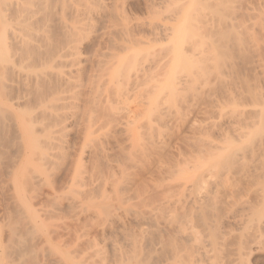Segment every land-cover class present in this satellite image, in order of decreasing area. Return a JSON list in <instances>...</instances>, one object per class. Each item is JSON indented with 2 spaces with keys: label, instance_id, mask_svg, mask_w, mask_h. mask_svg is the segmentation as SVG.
Instances as JSON below:
<instances>
[{
  "label": "rangeland",
  "instance_id": "1",
  "mask_svg": "<svg viewBox=\"0 0 264 264\" xmlns=\"http://www.w3.org/2000/svg\"><path fill=\"white\" fill-rule=\"evenodd\" d=\"M38 1L37 10L40 15H38L39 19L35 24V29H39L41 34L36 38V43L39 47L36 49L27 47L23 50L18 46H16L18 48L14 46L11 51V53L17 52L18 54L20 53L19 55L24 54L26 58H30V60L27 59V62H21V65L27 74L35 72V75L32 73V77L30 75V79L33 78V81L29 79L31 82L29 81L28 86L26 85L25 87L23 84L24 88L23 86L21 88L22 83L20 85L16 81L17 79L12 78L16 81L14 83L17 84L15 86L17 89L14 87L16 92L19 86L23 90H19L16 93L13 92L14 89H8V92L4 91L3 93L6 94V98L11 99L15 95H17L16 98H19L22 93L21 97L23 99L20 98L23 101L20 99L19 102L21 103L18 104L22 106H17L20 108V116L15 115V112L4 109L0 105V243L2 241L0 252L1 254L6 252L7 243L10 245L13 239V236L11 238L10 235L17 233V235L20 234V237L22 236L20 239L22 242L20 241L19 244L21 252L13 261L11 260V262L6 264H68L66 261L69 256L75 259L78 257L79 259V257L84 256L83 252L86 254L89 251L91 243L94 242H98L104 248V251H107L104 255L105 257L109 255L110 260L106 257L105 262L118 264L119 262L115 260L113 247L104 246L106 239L114 240L117 237L110 236V233H102L103 231L99 228L101 224H98L100 222L92 213V210L97 205H95V202H89L90 199L106 195L108 198L107 202L113 205L129 199H132L131 204L137 206L142 203L149 207L158 205L165 197L167 191H175L178 185L182 184V178H189L197 174L192 171L194 166L205 162H216L218 159L221 161V157L218 158L216 156L224 155L225 152L223 151H226V148H230V146L226 145L227 139L232 140V143L238 144L240 139H235L239 132H233L234 128L228 124V116H230L231 121L237 117L233 113L231 115V110L234 106L232 108L230 105H234V103L236 105L237 103L238 107H241L239 111H242V107H245L246 109L244 108L243 110L249 113L253 110V106L257 101L258 103L262 101L259 95L264 92L263 85H260L262 74L254 68L257 61H264V37L257 28V26L259 27V19L263 14L264 0H172L169 7L159 14L152 11L151 0H106L108 6L104 10V16L101 14V18H95L93 23L95 25H93L91 30L87 29L84 32L85 34H82L80 49L82 58L76 73L79 75H77V79H81L80 83L84 87L82 86V90L80 89V92L76 94L77 96L80 94V96H75L74 101H76L73 105L75 108L72 105L66 107L69 111L71 106L70 112H75L68 124L70 126H68L69 134L66 132V139L68 138L66 150L57 152V157H55L57 162L55 161L53 165L51 164V168L47 166L48 170L44 173L45 175L41 174L40 176L31 164L22 167L21 171L24 172L21 179L22 193L17 194L11 188L13 182L11 171L23 157V147L21 148L22 141L17 132L15 120L18 117L21 118V115L24 114V109H26L24 117L25 115L28 117L30 115L29 112H31L32 117L37 118L34 119V121H37V126L35 127L41 135L43 130L46 129L44 124L48 123L49 125L53 121L51 104L54 98L52 99L51 97L56 94L60 87L55 74L60 71L59 69L62 70V67L59 64H54L53 61L56 52H58L57 48L65 41L64 36L68 34L67 40L69 39V33H67L69 30L67 31V28L73 26V24H78L80 22L78 20L83 19L82 17L79 19L74 9L79 2L82 4L79 0ZM62 4L63 6L61 7ZM260 5L263 6L261 7ZM249 7L255 8H251L247 12ZM245 9L246 11L244 12ZM254 10L257 12H254ZM178 12L182 15V34L176 41L167 43L169 41L160 40V42L152 39L151 42L145 39L151 37L148 27L158 21V16L159 19L163 18V23L166 27L171 28L175 23L173 16ZM255 16L257 17L254 18ZM62 17H67L69 21L66 18L62 21ZM257 21L258 24L255 23ZM253 22L256 24L255 26L252 25ZM66 23H68L67 26ZM238 25L241 26L239 27ZM63 31L66 35H63L64 33L61 34ZM5 34L4 28L0 27V39ZM146 41H150L151 45L149 43L147 45ZM22 50L23 53H21ZM257 53L258 56H255ZM2 55L3 53L0 58ZM254 57H258L256 62ZM113 76L116 82L113 79L111 80ZM11 77L13 76H10V79ZM228 79L229 81H227ZM224 80L227 82H224ZM227 89H229L232 96ZM259 89H263V91ZM117 91L123 94L122 99L126 97V103L122 102L125 101L124 99L121 100L120 96H117L120 95L116 94ZM243 92L244 95L242 94ZM254 93H257V95ZM255 100L257 101L255 102ZM123 103L128 104L129 111H125L126 113L122 111V108H127ZM120 111L123 113L121 116ZM33 112H36V115ZM238 114L239 112H237ZM93 119L94 121H92ZM39 121L40 124H38ZM238 122L236 120L233 126H240L241 124ZM89 124L91 126L93 124L92 130L94 132L88 142L87 130ZM118 124L121 127H115ZM249 126L247 129H249ZM256 127L258 125L250 133L245 129L247 134L252 137V141L249 140V136V141H247L246 135L243 136L247 142H252L253 146L255 139L261 140L264 136V131L259 127V129H256ZM134 128H137V132L139 131L137 138L130 135L129 130ZM245 133H240L241 135L239 136L242 137V134ZM96 138L97 140H94ZM258 140H256V143ZM93 144H96L98 148L99 144L102 148H105L108 157L106 154H104L106 156L100 155L96 145L93 146ZM223 144L226 145L225 149L220 146ZM213 145L217 146L214 147ZM36 146L34 160L36 159L38 165H43L38 161L40 148H43V143L38 141ZM92 146L93 148L95 147V151H93ZM257 146L255 148H258ZM82 148L85 149L82 150ZM218 149L219 151L221 150L220 154ZM237 153L238 155L235 156H240L239 153L241 151H237ZM78 158H81L83 164L78 171L79 174H74ZM240 158L243 157L240 156ZM234 160V166L233 163V167L231 166L233 168H231L232 174H234L230 176V182L228 180L227 182L225 181L227 183L225 187L227 186L229 189L223 186L222 191L219 188V192L222 193H219L218 190L216 191L215 188H212V190H215L213 195L216 196V192L218 194V199L214 198L210 202L211 205L208 204L212 207L209 208L208 205L205 209L202 207L204 211L202 208L193 212L186 210L187 215L190 214L189 217L193 219V225L197 226L196 231L201 235L199 236L198 234V236L205 241L207 249L211 250L210 259L205 260L202 264H234L235 262L237 264H264V207L262 199L259 198V194L261 195L262 189H264V182L262 181L264 177L241 178L244 173L243 170L250 168L253 164L261 165L263 160H259L260 162L258 161V163L248 158H244L243 161L237 158V162L235 160L236 163ZM244 161L247 162L246 165L243 163ZM249 163H251V166ZM260 165L259 167L262 166ZM43 166L45 167L46 165ZM225 171L226 169L223 172ZM83 172L85 173L82 174ZM225 174L227 173L225 172ZM79 175L84 178L85 187L81 184L79 185L84 190L82 191L80 188L77 190V186H74L75 190L82 192L79 194L76 192L72 193L74 188H70L72 190L68 189L73 180L71 176L78 180ZM104 175L105 177H103ZM209 176L211 177L212 175L210 174ZM256 177L259 179H255ZM96 178H103L104 180L102 179L101 181H105V184L100 182L102 186L100 185L101 190L99 193L91 191L92 182H95ZM236 184L237 186H235ZM198 187L196 184L195 191ZM118 188L119 190L117 191ZM259 190L261 193L258 192ZM103 191L106 193L102 194ZM74 194L88 201V203H86L87 201L85 202L82 210L80 208L70 209L63 204H66L67 198L77 196ZM219 195H222L221 198ZM244 200L247 201L248 207L247 205L244 207ZM25 202L30 203L35 213L37 212V216H34L35 220H37L35 225H32L31 219L26 215L27 213L23 208ZM214 205L217 206L215 207ZM239 205L244 207V210L242 209V212H238L239 214L237 215L242 220L239 226L236 227L229 224L218 226V224H215L219 221V218L221 220L227 214H230L231 211L234 212V207L237 208L236 206ZM53 209L55 212L48 213V211ZM246 210L249 211L247 212ZM205 215L208 217L209 223L212 221L216 222H212L211 226L209 224L206 226ZM125 218L127 217L125 216ZM130 221L127 218V227L135 229L134 231L137 233L139 228H136V223ZM8 227L13 230H9ZM10 231L16 232L10 234ZM160 233V239L165 246L160 251V257L158 255V258L156 257L149 245H145L143 249L142 246L139 248L140 245L137 242L136 246H138V249L136 246L133 249V252L135 251L137 255V262L139 261L142 264H162V261L172 256L171 249L174 248L179 250L183 264L193 263L195 250L191 245H186L180 241L172 242L171 240L172 248L169 245L168 232L161 231ZM259 236L262 237L259 238ZM254 237L261 239L260 241L258 239L259 242L257 241L258 246H255V244L253 246L254 241H256ZM238 238L240 241H238ZM137 239L140 241L139 237ZM155 240L156 238L153 239V242ZM140 244L143 245L142 243ZM240 245L243 247L241 248ZM245 247L248 249L245 250ZM141 248L143 251L139 250ZM112 250L114 253H112ZM72 251L75 253L72 254ZM245 257L246 259H244ZM132 259L125 261L127 264L134 261L133 263L135 264L136 260ZM232 259L234 263L231 261Z\"/></svg>",
  "mask_w": 264,
  "mask_h": 264
},
{
  "label": "bare ground",
  "instance_id": "2",
  "mask_svg": "<svg viewBox=\"0 0 264 264\" xmlns=\"http://www.w3.org/2000/svg\"><path fill=\"white\" fill-rule=\"evenodd\" d=\"M38 0H0V27L4 28V31H5V35L0 39V55L3 53V55L1 56L0 58V105L2 107H4V109L10 111V112H15V115H19V109L18 108L20 105L21 102L20 99L22 98V93L20 95L19 98H16L17 95H15V100L14 98H6V94H3L4 91H7L8 89H14L13 92H16L15 90V86L17 84L16 81H18V84L22 83L21 85V88L23 86V84L28 86V83H30L32 79H30V75L32 77V73L30 72V74H27L22 65H21V62H24L26 61L27 62V59L26 56H24V54L22 55H19L17 52L16 53H11L12 51V47H16L18 46L20 49H23L24 48H27V47H30L32 49H36L38 46V44L36 43L37 41V37L39 36V29L36 30L35 29V24L37 23L38 19H39V16L40 15L38 13V10H37V6H39L38 4L39 3L37 2ZM55 1V0H54ZM53 1V2H54ZM82 2V4L79 2V4H77L78 6H76L74 9L76 10L77 12V15L79 16V19H81L80 17H82L83 19L82 20H78L80 21L78 24H73V26L67 28V33H69V39L67 40V36H64L65 38V41H63L64 43H60V47L57 48L58 49V52H56V56L54 58V64L56 63L57 65L59 64V66L62 67V70L59 69L60 71H57V73L55 74V76H57V80L58 82L60 83V87L58 89V91L56 92L55 95H53L51 98L53 100L52 102V106H51V112H52V122L48 125L47 124H44L45 125V130H43V134L41 135L40 132H38L36 130V127L37 126V121H34V119H37L36 117L33 118L32 117V113H30V115L28 117H24V114H25V110L24 109V114L23 117L21 115V118L18 117L16 118L15 120V126L17 128V132L20 136V140L22 141V144H21V148L23 149V157L21 158L20 162L18 163V165L12 169V176H13V182L11 184V188L13 189V191H15L17 194H21L22 193V185H21V179L23 178L22 175L24 172L21 171L22 167H24L25 165L27 164H31V166H33L37 173L41 174L42 175H45L44 173L46 172L47 169V166L50 167L51 164L53 165V163L56 161L55 157H57L56 154L59 153V151H62V150H66L65 147H67L66 145L68 144L67 143V140L68 138L66 139V132H68V124L69 122L72 120L73 116L75 115L74 113L75 112H70V108L71 106L69 107V111L66 109L67 106L69 105H74V99L76 98L75 96H77L76 94H78L80 92V89L81 87L84 85H82L80 82V80H78L77 78V75L78 73H76V71H78V67H79V64L81 62V58H82V52L80 51L81 49V41H82V34L84 35L85 31L87 29H90L93 27V24L94 23V20L95 18H98L101 16V14L104 13V10L107 8V3H106V0H79ZM60 2V0H59ZM77 2V1H76ZM75 2V3H76ZM84 2V3H83ZM172 0H151V4L153 6L152 8V11L153 12H156L157 14H159L160 12L162 11H165L169 5L171 4ZM260 2V1H259ZM263 2V1H262ZM73 3V1H72ZM71 3V4H72ZM49 4V3H48ZM51 4H52V1H51ZM70 4V6H71ZM262 4V3H260ZM54 5V4H53ZM65 5V4H64ZM150 5V4H149ZM248 5V4H246ZM58 6V5H57ZM63 6V4L61 5V7ZM67 6H69L67 4ZM261 7L263 5H260ZM259 6V7H260ZM59 7V6H58ZM73 7V6H72ZM151 7V6H150ZM149 7V8H150ZM248 7V6H247ZM258 7V8H259ZM51 8V7H50ZM253 8V7H251ZM251 8L249 7V9L247 10L250 11ZM255 8V7H254ZM253 8V9H254ZM257 8V7H256ZM49 9V7H48ZM263 9V8H262ZM71 11V9H69ZM258 10V9H257ZM63 11V10H61ZM60 11V12H61ZM69 11V12H70ZM246 11V9L244 10V12ZM256 10H254L255 12ZM56 12H58L56 10ZM246 12V14H247ZM257 12V11H256ZM261 12V11H260ZM67 13V12H65ZM53 14V13H52ZM55 14V13H54ZM105 14V13H104ZM103 14V16H104ZM254 14V13H253ZM258 14V13H257ZM57 15V14H56ZM249 15V14H248ZM251 15V14H250ZM260 15V14H259ZM62 16H63V13H62ZM66 16V15H65ZM253 16V15H252ZM157 17V15H156ZM248 17V16H247ZM257 16H255L254 18H256ZM67 19V21H69V19L67 17H64ZM62 17V21L64 19ZM101 18V17H100ZM253 19V17H251ZM65 19V21H66ZM99 19V18H98ZM153 19H156V18H153ZM162 19V20H161ZM161 19H159V16H158V21H155L154 24L150 25V27H148L150 29V33H151V37L149 38H145V39H148V40H152V39H155V40H165V41H169L167 43H172L174 41H176V39L180 36V34H182V27H181V23H182V15L181 13H176V15L173 16V19H174V24L171 26V28H168L164 25L163 23V18L161 17ZM59 20V19H58ZM251 20V19H250ZM258 20V19H257ZM61 21V20H60ZM256 21V20H254ZM246 22V21H245ZM64 23V22H63ZM251 23V22H250ZM256 24H258V21L255 22ZM254 22L252 23L253 26H255ZM68 23H66V26H67ZM239 24V23H237ZM244 24V23H243ZM249 24V23H248ZM242 25V24H241ZM240 25V26H241ZM239 26V25H238ZM239 26V27H240ZM246 27V26H245ZM64 28V27H63ZM249 28V27H248ZM247 28V29H248ZM256 28V27H255ZM257 28L260 30V33L263 34V37H264V10H263V14L261 16V18L259 19V27L257 26ZM256 28V29H257ZM94 29V28H93ZM253 29V28H252ZM89 30V31H90ZM257 30V31H259ZM248 31V30H247ZM45 32V30H44ZM64 33V34H63ZM46 34V33H45ZM61 34L63 35H66L65 32H61ZM261 34V35H262ZM41 35V34H40ZM247 35V34H246ZM251 35V34H250ZM45 37V36H44ZM63 37V36H62ZM47 38V36H46ZM84 38V37H83ZM39 39V38H38ZM63 39V38H62ZM253 39V38H252ZM257 39V38H256ZM255 39V40H256ZM144 41V40H143ZM149 41V42H150ZM159 41H156V42H159ZM162 41V42H163ZM264 41V40H263ZM39 42V41H38ZM60 42H61V38H60ZM84 42V41H83ZM148 41H146V44L149 43ZM152 42V41H151ZM161 42V41H160ZM264 43V42H263ZM151 45V43H149ZM260 44V43H259ZM58 45H59V42H58ZM148 45V44H147ZM254 45V44H253ZM125 46V45H124ZM132 46V45H131ZM16 47V48H18ZM257 47V46H256ZM255 47V48H256ZM260 47V46H259ZM254 48V47H253ZM131 49V48H130ZM23 50L21 53H23ZM257 50V49H255ZM136 52V51H135ZM253 52V51H252ZM261 53V52H260ZM256 54V53H255ZM255 56H258V53L257 55ZM262 57V56H261ZM255 62L257 61L258 57L255 58L254 57ZM30 60V58L28 59ZM254 62V63H255ZM251 64V63H250ZM253 64V63H252ZM56 65V66H57ZM147 65V64H146ZM252 66V65H251ZM254 66V64H253ZM65 68V69H64ZM253 68V67H252ZM254 68L257 69V72H260L262 74V82L260 85H263L264 87V61H257L256 62V65L254 66ZM253 68V69H254ZM142 69V68H141ZM254 71V70H253ZM26 73V74H25ZM35 73V72H34ZM33 73V74H34ZM76 73V74H75ZM259 74V73H258ZM257 74V75H258ZM35 75V74H34ZM33 75V76H34ZM75 75V76H74ZM144 75V74H143ZM10 76H13L11 77L10 79ZM79 76V75H78ZM115 76V75H114ZM114 76L111 78V80L114 79ZM145 76V75H144ZM259 76V75H258ZM148 77V76H147ZM12 78H15L17 79L16 81ZM80 78V77H79ZM228 78V77H227ZM233 78V77H232ZM237 78V77H236ZM30 79V80H29ZM118 79V78H117ZM116 79V80H117ZM145 79V78H144ZM226 79V78H225ZM231 80V78H230ZM233 80V79H232ZM30 81V82H29ZM33 81V80H32ZM229 81V79L227 80ZM226 80H224V82H227ZM234 81V80H233ZM15 82V83H14ZM113 82V81H112ZM116 82V81H115ZM129 83V82H128ZM127 83V84H128ZM143 83H146V82H143ZM230 83V82H228ZM227 83V84H228ZM131 84V83H129ZM128 84V85H129ZM133 84V83H132ZM231 84V83H230ZM233 84V83H232ZM30 85V84H29ZM122 85V84H121ZM120 85V86H121ZM224 85V84H223ZM222 85V86H223ZM19 86V85H18ZM134 86V85H133ZM230 86V85H229ZM11 87V88H10ZM15 87V88H14ZM57 87V88H58ZM70 87V88H69ZM82 87V88H83ZM119 87V85H118ZM129 87V86H128ZM127 87V88H128ZM131 87V86H130ZM139 87V86H138ZM225 87V86H224ZM223 87V88H224ZM228 87V86H226ZM18 91L20 90H23V89H20V86L18 87ZM24 88V86H23ZM222 88V87H221ZM229 88V87H228ZM259 88V87H258ZM262 88V87H260ZM17 89V88H16ZM122 89V88H121ZM124 89V88H123ZM225 89V88H224ZM224 89H222L224 91ZM233 89V88H232ZM82 90V89H81ZM97 90V88H96ZM100 90V89H99ZM229 91V89H227ZM258 90V89H257ZM260 91L263 89H259ZM17 91V92H18ZM115 91V90H114ZM226 91V89H225ZM8 92V91H7ZM16 92V93H17ZM107 92V91H106ZM119 92L121 93V91L119 90ZM118 91L116 92V94H120ZM132 92V91H131ZM233 92V90H232ZM239 92V91H238ZM241 92V91H240ZM259 92V91H258ZM135 93V92H134ZM133 93V94H134ZM235 93V92H234ZM237 93V92H236ZM106 94V93H105ZM228 94V93H227ZM229 94L231 95V92L229 91ZM240 95V93H238ZM244 95V92L242 93ZM257 95V93H254ZM262 94V92H261ZM259 95L261 96V100L259 103L257 100H255V102L257 101V103L253 106V110L251 112H246L244 111L243 109L245 107H242V111L239 109L238 107V104L234 103V105H230L232 108L234 106V108L231 110V111H227V112H231V115L232 113L234 115H236L238 117H236V119H232V121L230 120V116H228V124L230 126H232L234 128L233 132H236L238 133L237 135V138L235 140H238V138L240 140H238V144L237 143H232V140H228L227 139V142L225 140V142L227 143L226 145L230 146V148H226V145H220L222 147H224V149L226 151H223V148H222V151L225 152L224 155L222 154L221 155H217L216 157L220 158L221 157V161H216V162H212V163H204V164H201V165H198V166H194L192 171H194V173H197L195 175H193L192 177H185V178H182L183 182L182 184H179L178 185V188L173 191V190H169L167 191L165 197L163 198V200L160 202V204L158 205H155V206H152V207H149V206H146L144 205V203H142L140 206H137V205H133L131 204V200L132 199H129L128 201H121V202H118L116 205H113L112 203H108V198L106 197V195H101L100 197H95L94 199H90L89 202H95L94 204L97 205V207H95L93 210H92V213H93V216L95 218L98 219V221L100 223H98L100 226L99 228L103 231L102 233H110L109 235L110 236H116L117 239L121 238V242L120 240L118 239H106L105 240V244L104 246L110 248L113 247V250H112V253H114V256H115V260L116 262H119L121 264H123V262L126 260V261H130L131 258H133L132 260H136V253L135 251L133 252V249L134 247L136 246V244H138L137 242H139V248L142 246V248L144 249L145 248V245H149V247L152 248V250L154 251L156 257L157 255L160 257V251L161 249L163 248L164 246V243L163 241L160 239V236H161V231L163 232H168V239L169 240V245L173 248V244L171 243V240L172 242H175V241H180L186 245H191L194 250H195V255H194V259H193V263L192 264H202L203 262H205V260L207 259H210V252L211 250L209 251L205 245V241H203V239L199 236H201L197 231H196V228L197 226L195 227V224L193 225V219L191 217H189V215H187V212L186 210H191L192 212L193 211H197V209H201L202 207H205L210 204L211 205V201L214 200V198H217L218 199V194L216 192V196L213 195V193L215 194V190L212 188H215L216 191L218 190L219 192V188L221 189V191L223 190L222 187L224 186L225 187V184L227 185V180L230 182V176L233 175L232 174V167L234 166V163H233V160L234 158H236V162H237V158H239L241 161L244 160V158H248V159H251V160H254L258 163V161L260 160H263L264 162V136H263V139L261 140H258V139H255V144L253 146V143L252 142H247V141H252V137L250 136V134L248 135L246 131H248L249 133L253 130V128L255 129V126L258 125L259 128H261L262 131H264V92H263V97L262 95ZM19 95V94H18ZM96 95V94H95ZM98 95V94H97ZM234 95V94H233ZM242 95V96H243ZM246 95V94H245ZM25 96V95H24ZM80 96V94L78 95ZM77 96V97H78ZM101 96V94H100ZM117 96H120L123 97V94H120V95H117ZM139 96V95H138ZM232 96V95H231ZM237 96V95H236ZM241 96V97H242ZM251 96V94H250ZM253 96V94H252ZM97 97V96H96ZM131 97V96H130ZM235 97V95H234ZM238 97V96H237ZM254 97V96H253ZM258 97V96H257ZM119 98V97H118ZM117 98V100H118ZM145 98V97H144ZM244 98V97H243ZM23 99V98H22ZM21 99V100H22ZM51 99V100H52ZM124 99V98H123ZM121 98V100H123ZM126 99V97H125ZM124 99V100H125ZM226 99V97H225ZM230 99V98H229ZM255 99H257L255 97ZM260 99V97H259ZM50 100V101H51ZM237 100V98H236ZM23 101V100H22ZM120 101V99H119ZM118 101V102H119ZM138 101V100H137ZM253 101V100H251ZM80 102V101H79ZM100 102V101H99ZM122 102H125L126 103V100L125 101H122ZM242 102V100H241ZM254 102V101H253ZM101 103V102H100ZM239 103V101H238ZM252 103V102H251ZM124 104V103H123ZM227 104V103H226ZM233 104V103H232ZM240 104V103H239ZM253 104V103H252ZM121 105V104H120ZM126 105V104H124ZM245 105V104H244ZM18 106V107H17ZM22 106V105H21ZM20 106V107H21ZM102 106V105H101ZM127 108H122V111L123 113H126L125 111H129V108H128V104L125 106ZM75 108V106L73 107ZM119 108V107H118ZM50 109V108H48ZM145 109V108H144ZM147 109V108H146ZM246 109V108H245ZM23 110V109H21ZM20 110V111H21ZM33 110V109H31ZM55 110H56V113H55ZM60 110V112H59ZM75 110V109H74ZM121 110V109H120ZM73 111V110H72ZM122 111H120V116L122 113ZM148 111V109H147ZM58 112V113H57ZM117 112V111H116ZM225 112V111H224ZM237 112H239V114L237 115ZM35 115H36V112H33ZM118 113V114H119ZM74 114V115H73ZM117 114V113H116ZM230 114V113H229ZM246 114V115H245ZM50 115V114H49ZM92 115V114H91ZM20 116V115H19ZM97 116V115H95ZM119 116V115H118ZM149 116V115H148ZM253 116V117H252ZM16 117V116H15ZM14 117V119H15ZM90 117V116H89ZM126 117V115H125ZM143 117V116H142ZM241 117V119H240ZM55 118V119H54ZM87 118V117H86ZM223 118V116H222ZM50 119V118H49ZM88 119V118H87ZM95 119V117H94ZM94 119L92 121H94ZM101 119V118H100ZM127 119V118H126ZM227 119V118H226ZM98 120V119H97ZM224 120V119H223ZM238 120L240 122V126H233L235 121ZM42 121V120H41ZM90 121V122H92ZM234 121V122H233ZM83 122V121H82ZM85 122V121H84ZM89 122V123H90ZM238 122V123H239ZM223 123V122H222ZM221 123V124H222ZM255 125V126H252L251 124ZM40 124V121L39 123ZM98 124V123H96ZM115 124V123H114ZM140 124V123H139ZM144 124V123H142ZM227 124V126H228ZM48 125V126H47ZM146 125V124H145ZM250 125V126H249ZM87 126V125H86ZM85 126V127H86ZM88 130H87V139H88V142H89V139L90 137L92 136L93 134V124L92 126L89 124L88 125ZM97 126V125H96ZM95 126V127H96ZM139 126V125H138ZM142 126V125H141ZM224 126V125H223ZM249 126V129H247ZM252 126V127H251ZM39 127V126H38ZM70 127V126H69ZM115 127H121L120 124H118L117 126ZM251 127V128H250ZM256 127V129L258 128ZM225 128V127H224ZM258 128V129H259ZM123 129V128H122ZM239 129V130H238ZM245 129H247L245 131ZM231 130V129H230ZM130 131V135H133L134 138L138 137V134H139V131L137 132V128H134V129H131L129 130ZM232 131V130H231ZM238 131V132H237ZM246 132V133H245ZM86 133V132H85ZM129 133V132H128ZM226 133H227V130H226ZM240 133H245V134H242V137H240L239 135H241ZM69 134V132H68ZM228 134V133H227ZM129 135V134H128ZM129 135V136H130ZM229 135V134H228ZM234 135V134H233ZM235 135V136H236ZM244 135H246L245 137L247 138V141L245 140V137H243ZM85 136V135H84ZM231 136V135H230ZM239 136V137H238ZM248 136H249V140H248ZM131 137V136H130ZM141 137V136H139ZM39 138V140H38ZM228 138V137H227ZM242 138V140H241ZM233 139V138H232ZM260 139V138H259ZM94 140H97L94 139ZM234 140V139H233ZM256 140L257 143H256ZM39 141V143H43V148L41 147L40 148V153H39V158H38V161L43 164V165H46L45 167L43 165H38L36 163V159L34 160V152L35 150L37 149V142ZM101 141V140H100ZM231 141V142H230ZM245 141V142H244ZM254 141V140H253ZM102 142V141H101ZM137 142V141H136ZM213 143V142H212ZM245 143V144H243ZM87 144V142H86ZM89 144V143H88ZM97 144V143H96ZM95 144V145H96ZM230 144V145H229ZM235 146H233V145ZM243 144V146H242ZM45 145V147H44ZM93 144V146H95ZM98 145V144H97ZM96 145V147H97ZM138 145V144H137ZM256 145H258L257 147L258 148H255ZM92 146V148H93ZM104 146V145H103ZM134 146V145H133ZM214 146V145H213ZM217 146V145H216ZM214 146V147H216ZM90 147V146H89ZM100 144H99V148L97 147V150H99L98 152H100V155L102 156H106L108 157V154L107 152H105V148H100ZM95 148V147H94ZM93 148V149H94ZM213 148V147H212ZM218 148V147H217ZM85 149V148H82V150ZM221 149V147H220ZM261 149V150H260ZM81 150V149H80ZM217 150V149H216ZM91 151V150H90ZM95 151V149L93 150ZM219 151V149H218ZM217 151V152H218ZM237 151H241L240 156H242L243 158H240V156H235V155H238ZM256 151V153H255ZM261 151V153L259 154V152ZM58 152V153H57ZM63 152V151H62ZM61 152V153H62ZM216 152V153H217ZM222 152V153H223ZM85 153V152H83ZM92 153V152H91ZM219 154L221 153V150L218 152ZM237 153V154H236ZM87 154V153H86ZM85 154V155H86ZM96 154V153H95ZM99 154V153H97ZM106 154V155H104ZM56 155V156H55ZM81 155V153H80ZM249 155V156H247ZM79 157V156H77ZM83 157V156H82ZM234 157V158H232ZM79 160H77L76 162V169H75V172L74 174L78 173L79 174V169L81 167V165L83 164L82 161H81V158H78ZM83 159V158H82ZM103 159V157H102ZM129 159V158H128ZM234 160V162H235ZM239 161V160H238ZM248 161V160H247ZM259 161V162H260ZM57 162V161H56ZM235 162V163H236ZM253 162V161H252ZM251 162V163H252ZM263 162H261V165L263 166ZM201 163V161H200ZM232 163H233V166H232ZM243 163H245L246 165V161H244ZM251 163L250 166H251ZM15 164V163H14ZM16 165V164H15ZM258 165V166H256ZM256 165H252L250 168H247L246 170H243V175H242V179L243 178H250L251 177H255V176H260L261 178L264 177V167H262L260 164H256ZM259 165L261 167H259ZM121 166V165H120ZM232 166V167H231ZM14 167V166H13ZM85 167V166H84ZM51 168V167H50ZM232 168V169H231ZM244 168V167H243ZM246 168V167H245ZM54 169V167H53ZM226 169V173L223 172L224 170ZM50 170V169H49ZM240 171V170H239ZM34 172V171H33ZM87 172V171H86ZM190 172V171H189ZM212 172V173H211ZM238 172V171H237ZM35 173V172H34ZM85 172H83L82 174H84ZM184 173V172H183ZM239 173V172H238ZM242 173V172H241ZM89 174V173H87ZM212 175L211 177L209 175ZM103 175V174H102ZM184 175V174H183ZM237 175V174H236ZM239 175V176H240ZM26 176V174H25ZM38 176V175H37ZM36 176V177H37ZM76 178L77 176L74 175ZM89 176V175H88ZM91 176V175H90ZM95 176V175H94ZM225 176V178H224ZM263 176V177H262ZM74 177V178H75ZM96 177V176H95ZM98 177H99V173H98ZM105 177V175L103 176ZM71 179L72 182L70 183L71 185L69 186L68 189L70 188H74L72 193L73 192H76V193H81L83 190H82V187L79 186L80 184L82 186H84V178L83 177H80L79 175V179L78 180H75L72 176H71ZM212 178V179H211ZM233 176L231 177V180H232ZM235 178V177H234ZM240 178V177H239ZM103 178L101 179H97L96 178V181L95 182H92V188H91V191L92 192H97L99 193L100 190H101V184H105L103 181H101ZM255 179H259L258 177H256ZM94 180V179H93ZM104 180V179H103ZM239 180V179H238ZM262 180V179H260ZM226 181V182H225ZM251 181V180H250ZM254 181V180H253ZM258 181V180H257ZM264 182V180H262ZM100 182H102L100 184ZM125 182V181H124ZM237 182V181H236ZM256 182V181H255ZM11 183V182H10ZM115 183V182H114ZM118 183V181H117ZM233 183V182H231ZM241 183V182H240ZM243 183V182H242ZM247 183V182H246ZM261 183V182H260ZM77 184V185H76ZM196 184L198 187V189L195 191V187H196ZM251 184V182H250ZM254 184V182H253ZM256 184V183H255ZM262 184V183H261ZM101 185V186H100ZM107 185V184H106ZM112 185V183H111ZM229 185V184H228ZM259 185V184H258ZM9 186V185H7ZM74 186H77V190L78 188H80V192H78L77 190H75V187ZM120 186V185H119ZM124 186V185H123ZM122 186V187H123ZM234 186V185H233ZM237 186V184L235 185ZM234 186V188H235ZM253 186V185H251ZM85 187V186H84ZM232 187V185H231ZM254 187V186H253ZM102 188H105V187H102ZM228 188V187H227ZM233 188V187H232ZM231 188V189H232ZM94 191H93V190ZM229 189V188H228ZM72 190V189H70ZM106 190V189H105ZM115 190V189H114ZM119 190V188L117 189V191ZM233 190V189H232ZM263 192L262 194L260 195L259 193V198L262 199V204H263V207H264V189H262ZM116 192V194H118ZM231 192V191H230ZM236 192V191H235ZM260 192V190L258 191ZM106 193L105 191L102 192V194ZM219 193H222V192H219ZM234 193V192H233ZM261 193V192H260ZM235 194V193H234ZM233 194V196H234ZM74 195H77V194H74ZM257 195V194H256ZM255 195V196H256ZM220 196V195H219ZM222 196V195H221ZM220 196V198H221ZM93 197V196H92ZM230 197V196H229ZM235 197V196H234ZM67 198V197H66ZM88 199V198H87ZM236 199V198H235ZM257 199H258V196H257ZM87 200H84V199H81L80 196H71L70 198H67L66 199V204L63 203L65 206H67L68 208L70 209H75V208H80L81 210L83 209L84 205H85V202ZM219 201V200H218ZM245 201V200H244ZM220 202V201H219ZM234 202V201H233ZM246 202L245 201V204H244V207H246ZM88 203V201L86 202ZM215 203V201H214ZM259 203V202H258ZM217 204V203H216ZM239 204V203H238ZM236 204V205H238ZM213 205V204H212ZM235 205V204H234ZM243 205V204H241ZM236 206L237 208L234 207L235 211L232 212L231 210V213L230 214H227L225 217H221L222 219L220 220L219 218V221L218 222H214L216 225L218 224L219 225H232V226H239L241 223H242V220L241 218H238V212H242V209L244 208L243 206ZM215 206V205H214ZM217 206V205H216ZM215 206V207H216ZM208 207H212V206H209ZM248 207V205H247ZM23 208L25 210V212L27 213L26 215L31 219V223L32 225H35L37 223V220H35L34 216H37V212L35 213V211L32 209L30 203L28 202H25L24 205H23ZM55 209V208H54ZM53 210H50L48 211L49 212H53ZM76 209V210H77ZM214 209V208H212ZM233 209V208H232ZM233 209V210H234ZM251 209V208H250ZM249 209V210H250ZM80 210V211H81ZM203 210V208H202ZM244 210V209H243ZM248 210V211H249ZM255 210V209H254ZM204 211V210H203ZM247 211V210H246ZM247 211V212H248ZM257 211V210H256ZM264 211V210H263ZM55 212V211H54ZM261 212V211H260ZM259 212V213H260ZM124 213V214H123ZM190 213V212H188ZM237 213V214H236ZM206 214V213H205ZM242 214V213H241ZM244 214V213H243ZM251 214V213H250ZM125 215L127 218H128V221L131 220L132 223H136L137 227L136 228H139L136 233V231H134L133 229H130L129 227H127L128 225L126 224V220L127 218H125ZM255 215V214H254ZM258 215V214H257ZM263 215V214H262ZM206 216V215H205ZM250 216V215H248ZM244 217V216H243ZM251 217V216H250ZM205 218V217H204ZM247 218V217H246ZM263 218V217H262ZM212 219V218H211ZM243 219V218H242ZM250 219V218H249ZM255 219V218H254ZM252 219V220H254ZM259 219V218H258ZM257 219V220H258ZM213 220V219H212ZM247 220V219H246ZM35 221V222H34ZM130 221V222H131ZM206 226L207 224H212L209 223L208 221V217L206 216ZM262 221V220H261ZM257 223V222H256ZM264 223V222H263ZM260 224H262L260 222ZM259 224V225H260ZM208 225V227H209ZM214 225V224H213ZM244 225V224H243ZM251 225V224H250ZM263 225V224H262ZM4 226V225H2ZM98 226V225H97ZM211 226V225H210ZM254 226V225H253ZM257 226V225H255ZM216 227V226H215ZM260 227V226H259ZM1 228V227H0ZM10 227H8L9 229ZM221 228V227H220ZM233 228V227H232ZM257 228V227H256ZM263 228V226H262ZM7 229V231H8ZM129 229V230H128ZM243 229V228H242ZM9 230H13L12 228L9 229ZM236 230V229H235ZM134 231V232H132ZM212 231V230H211ZM257 231V230H256ZM254 231V232H256ZM261 231V230H260ZM259 231V232H260ZM14 232L16 231H10V234H14ZM236 232V231H235ZM134 233V235H132ZM160 233V235H159ZM240 233V232H239ZM258 233V232H257ZM19 234V233H18ZM199 234V236H198ZM20 235V234H19ZM17 235V233L15 235H10L11 238L13 236V239L11 240V243L10 245L7 243V247H6V252L1 254L0 252V264H6L8 262H11V260L13 261L16 256L21 252V250L19 249V244H20V239L21 237ZM106 235V234H105ZM259 235V234H258ZM263 235V234H261ZM108 236V235H107ZM138 236L139 237V240L141 241H138ZM159 236V237H158ZM256 236V235H255ZM156 238V240L153 242V239ZM239 237V236H238ZM253 237V236H252ZM262 236H259V238H261ZM110 238V237H108ZM240 238V237H239ZM238 238V239H239ZM257 237H254V239H256V241H254L253 243V246L255 244V246H258L257 244V241L259 239ZM264 238V237H263ZM242 239V238H241ZM117 240V241H116ZM152 240V241H151ZM246 240H247V237H246ZM261 239H259L260 241ZM97 241V240H96ZM240 241V239L238 240ZM258 241V242H259ZM22 242V241H21ZM91 242V241H90ZM242 242V241H241ZM240 242V243H241ZM2 243V241H1ZM0 243V244H1ZM140 243H142L144 245H141ZM92 245H90V248H89V251L86 252V254L83 252L84 256H82V253H81V256L82 257H79L78 259V255L76 256L77 258H73V257H68L67 258V261L68 264H105L107 262L106 261V257H108L109 259V255L105 257L104 253H106L107 251H104V248H102L98 242H94V243H91ZM248 244V243H247ZM260 245V243H259ZM1 246V245H0ZM4 246V245H3ZM103 246V244H102ZM246 246V244H245ZM138 246H136L137 248ZM148 247V246H147ZM165 247V246H164ZM240 247L242 248L243 246L240 245ZM248 247V246H247ZM139 249L140 251L142 250ZM3 249V247H2ZM138 249V248H137ZM237 249V248H236ZM248 249L245 247V250ZM263 249V248H262ZM5 250V249H3ZM87 251V250H86ZM143 251V250H142ZM235 251H238V250H235ZM138 252V251H137ZM75 253V252H74ZM73 251H72V254H74ZM76 253H77V250H76ZM171 253H172V256L170 258H167L165 259L164 261H162V264H183V259H182V256L181 254L179 253V250L178 249H171ZM240 253V251H239ZM249 253V252H248ZM78 254V253H77ZM80 254V253H79ZM241 254V253H240ZM70 255V254H69ZM72 256V255H71ZM238 256V254H237ZM252 256V255H251ZM75 257V256H74ZM113 257V256H112ZM154 257V256H153ZM138 258H139V255H138ZM158 258V257H157ZM240 258V257H239ZM66 259V258H65ZM246 259V257L244 258ZM110 260V259H109ZM118 260V261H117ZM120 260V261H119ZM142 260V259H141ZM243 260V259H242ZM112 261V260H111ZM114 261V260H113ZM126 261L124 262V264L126 263ZM232 262L234 261L233 259L231 260ZM115 262V261H114ZM134 262V261H133ZM132 262V263H133ZM142 262V261H141ZM246 262V261H244ZM243 262V263H244ZM118 263V264H119ZM132 263H128V264H132ZM234 263V262H233ZM237 264V262H235ZM234 263V264H235ZM239 263V262H238ZM109 264V263H107ZM117 264V263H116ZM127 264V263H126ZM134 264V263H133ZM135 264H142V263H139V261L137 262L136 260V263ZM145 264V263H143ZM232 264V263H231ZM242 264V263H241ZM248 264V263H246Z\"/></svg>",
  "mask_w": 264,
  "mask_h": 264
}]
</instances>
